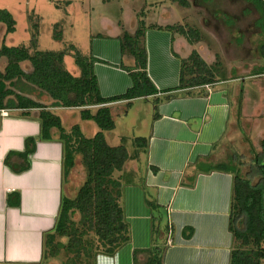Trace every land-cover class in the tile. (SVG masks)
Instances as JSON below:
<instances>
[{"label": "crops", "instance_id": "obj_1", "mask_svg": "<svg viewBox=\"0 0 264 264\" xmlns=\"http://www.w3.org/2000/svg\"><path fill=\"white\" fill-rule=\"evenodd\" d=\"M81 6L86 7L83 3ZM0 7L8 8L13 14L11 8ZM89 7L92 8L91 4ZM171 7H165L153 16L146 13L143 18H138L136 12L135 15L130 13L134 21L132 26L120 17L106 18L110 24L101 26L99 32L90 35L89 39H80V44L79 40L71 42L83 54L98 59L94 71L103 97L121 94L131 85L130 76L121 65L132 67L135 60L129 53L121 51L119 37L122 33H134L141 19L146 26L182 23L174 18ZM31 11L37 13L36 8ZM29 13L27 11L25 17L28 18ZM0 27H3L2 23ZM0 33L1 44L5 35L1 30ZM145 45L147 72L158 92L148 97L103 104L110 107L115 120V128L104 131L106 140L117 145L125 137L131 156L122 172L127 177L122 202L130 224L131 240L114 254H97L95 264H143L146 254L140 252L137 263L133 254L136 249L144 250L152 245V211L145 202V190L154 196L171 227L164 264H229L233 241L229 229L233 172L201 171L197 169V163L236 164L241 172L247 167L245 162L253 157L255 138L259 143L264 137V130L260 135L254 130L262 123V106L257 107V100L254 105L245 106L246 96H252L255 81L248 83L246 87L250 93L245 96L242 90L247 83L241 78L251 76L236 74L209 86L167 91L179 83L180 59L186 58L194 49L198 51L197 46L165 28H147ZM70 56H65V66L74 75H79L76 65L72 69L67 67ZM1 60L4 66L0 70H3L6 60L3 57ZM20 66L26 72L32 70L29 60L21 61ZM21 93L49 106L60 116L66 129L77 123L88 137L99 131L93 120L80 117V111L91 108L94 112L102 104L53 106L52 98L37 87ZM169 94L171 98L165 99ZM156 98L160 99L157 109L153 102ZM239 98L242 100L236 105ZM3 110L7 113H2ZM37 111L32 109L30 116H22L20 109L0 110V264H42L43 235L53 228L62 193L66 194L68 189L67 182L62 180L63 146L57 139L58 131L52 130V139H40ZM156 112L157 117L154 116ZM256 115L259 118L254 117ZM30 136L36 138L35 151L29 155L30 168L16 173L5 164V157L9 151L23 152L25 140ZM137 136L147 138L146 146L133 143ZM128 144L133 146L132 151ZM78 159L69 175L70 192L74 195L84 180L83 169L81 172L77 170ZM138 160L145 161L144 171L138 166ZM9 161L19 166L23 159L13 154ZM18 194L19 203L16 202ZM191 228V236L186 237L185 233ZM61 261L58 257L47 264H61Z\"/></svg>", "mask_w": 264, "mask_h": 264}, {"label": "trees", "instance_id": "obj_2", "mask_svg": "<svg viewBox=\"0 0 264 264\" xmlns=\"http://www.w3.org/2000/svg\"><path fill=\"white\" fill-rule=\"evenodd\" d=\"M171 1L184 8L190 6L189 0ZM247 1L253 4L260 14L258 23L263 33L261 54L264 55V0ZM144 15L146 11L137 17L143 18ZM28 19L30 25L34 27L30 46L4 43L0 47V57L7 58L4 71L0 70V110L20 109L19 114L30 116L32 109H38L35 112L40 121L38 137L43 140L52 139V130L56 129L57 139L62 142V180L67 181L78 157L84 171V180L76 194L69 197L62 193L54 226L43 235L42 264H47L49 260L61 255L64 256L61 264H95L97 254H114L131 240L130 224L126 220L122 202L123 186L127 180L122 172L131 156L125 137H122L117 145H111L106 140L104 131L114 129L115 120L110 107L103 104L148 97L158 92L147 72L148 53L145 45L147 28H165L171 33L184 36L190 43L198 42L201 33L199 29L186 27L182 23L165 27L156 23L146 26L144 19L139 20L134 33L124 31L119 37L122 53H129L135 60L132 67L121 65L128 72L131 85L121 94L103 97L94 71V63L98 59L93 55L83 54L73 43L60 50L38 49L39 22H33L31 14ZM0 22L5 24L6 32L15 30L16 19L8 8L0 7ZM59 25V22L54 25L53 36L56 39L63 36ZM57 27L59 29H56ZM66 55H73L74 62L80 70L79 75H74L66 68L64 62ZM24 60L30 61L32 65L30 72H26L20 66V62ZM180 61L179 83L167 91L213 84L225 79L224 71L218 67L219 65L208 64L195 49ZM255 74H264V65L260 66ZM30 87H37L48 94L53 100V106L102 104L94 112L91 108H83L80 111V117L83 120H93L99 131L88 137L77 123L66 129L60 116L49 109V106L21 93L24 88ZM171 96L166 95L165 99H170ZM159 101V98L153 101L156 109ZM154 116L157 117L158 113L156 112ZM133 143L137 146H146L147 138L137 136ZM25 145L23 152L9 151L4 160L16 173L30 168L29 155L35 151L36 138L27 137ZM258 146V150L253 149V157L245 162L247 167L243 172L236 164L197 163V169L201 171L218 169L233 172L229 219L233 241L229 264H264V137ZM13 154L22 157L23 162L19 166L10 163ZM16 202L19 203V194ZM145 202L152 211V245L148 249L134 250V260L136 263L139 262L138 255L144 252L146 255L143 264H164V253L171 227L162 208L148 190H145ZM192 232L191 228L185 236L190 237Z\"/></svg>", "mask_w": 264, "mask_h": 264}, {"label": "rangeland", "instance_id": "obj_3", "mask_svg": "<svg viewBox=\"0 0 264 264\" xmlns=\"http://www.w3.org/2000/svg\"><path fill=\"white\" fill-rule=\"evenodd\" d=\"M66 1H70V3L68 4ZM189 1L190 6L184 8L177 2H171L170 0H0V6L11 8L16 19V27L13 32H6L5 25L0 27V30L5 35V43L9 45L26 43L30 46L34 27L30 25L29 19L24 15L27 11H30L29 14L32 15L33 22H39L38 40L40 49L60 50L73 41L77 42L79 40L78 43L80 44V39H89L90 35L99 32L101 26L110 24L105 21L106 18L120 17L126 20L127 25L128 23L131 25L134 21L130 13L135 15L136 12L139 15L141 12L146 11L150 15H155L156 12H160L165 7L172 6L175 19H178L179 22L182 21V24H185L186 27L199 29L201 39L194 44L197 46L196 49H198L199 54L201 53L200 55L208 64L212 66L219 65L218 67L224 71L225 79L235 77L234 74L251 76L241 78L242 81L247 83L244 84L242 90L244 92V94L242 92L243 96L250 93V90L248 91L246 87L248 83L255 81L252 86V96L250 98L246 96L245 106L250 107L252 103L254 105L256 100L258 101L257 107L262 106V123L254 129L255 133L260 135L261 131L264 130V74L255 73L260 66L264 65V55L261 54L263 33L258 23L260 16L258 10L247 0ZM81 3L86 7L81 6ZM90 4L92 8L89 7ZM32 8H36L37 13L31 11ZM57 22H59L60 29L63 32L61 39H56L53 36L54 25ZM88 32L89 34L86 36ZM1 36L0 33V39ZM73 65L76 64L72 55L67 58V67L72 69ZM3 66L4 62L1 60L0 68H3ZM31 89V87L24 88L23 92H29ZM257 90L259 92L255 94ZM241 100L239 98L236 105H239ZM254 117L259 118L258 115ZM254 124H257V122ZM121 126L122 124L119 127ZM257 139L255 138L256 143L253 144V149L258 150L259 143ZM128 147L130 151L133 150L131 144H128ZM236 152H239V150H236ZM237 162L239 163V161ZM137 164L144 171L145 161L138 160ZM81 169L79 164L77 170L81 172ZM244 170H246V167H244ZM71 172H73V169ZM66 182L68 185L66 195L73 197L74 194L70 192L72 185L69 177ZM60 259L63 260L64 256L61 255Z\"/></svg>", "mask_w": 264, "mask_h": 264}, {"label": "flooded vegetation", "instance_id": "obj_4", "mask_svg": "<svg viewBox=\"0 0 264 264\" xmlns=\"http://www.w3.org/2000/svg\"><path fill=\"white\" fill-rule=\"evenodd\" d=\"M6 8V7H5ZM0 23H2V22H0ZM3 25H5L4 23H2ZM6 30V29H5ZM5 42H4V40L3 41H1V44H0V47H1V45L2 44H4ZM5 44H7V43H5ZM7 45H9V44H7ZM19 45H22V44H19ZM3 58H5V60H6V65H7V58L5 57V56H2ZM2 57H0V58H2ZM5 65V66H6ZM4 69H5V67H4ZM4 69L3 70H1V71H4Z\"/></svg>", "mask_w": 264, "mask_h": 264}, {"label": "built area", "instance_id": "obj_5", "mask_svg": "<svg viewBox=\"0 0 264 264\" xmlns=\"http://www.w3.org/2000/svg\"><path fill=\"white\" fill-rule=\"evenodd\" d=\"M205 86H209V84H208V85H205ZM2 113L6 114V113H7V111L3 110V111H2Z\"/></svg>", "mask_w": 264, "mask_h": 264}]
</instances>
